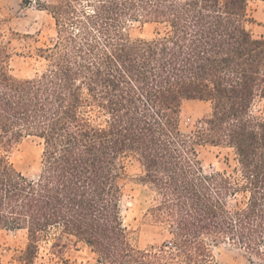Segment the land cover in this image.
Here are the masks:
<instances>
[{
  "label": "trees",
  "instance_id": "obj_1",
  "mask_svg": "<svg viewBox=\"0 0 264 264\" xmlns=\"http://www.w3.org/2000/svg\"><path fill=\"white\" fill-rule=\"evenodd\" d=\"M38 1L57 37L39 48L46 65L33 77L10 72L17 33L0 15V231L28 236L13 264H35L53 233L84 242L102 264H155L122 215L132 160L184 251L208 255L210 236L260 253L264 117L252 108L264 99V41L248 28L250 0ZM134 21L157 24V35L133 38ZM195 99L213 111L186 134L182 103ZM27 136L43 145L35 175L10 160ZM201 144L233 148L236 174H205ZM238 194L246 201L230 209Z\"/></svg>",
  "mask_w": 264,
  "mask_h": 264
},
{
  "label": "rangeland",
  "instance_id": "obj_2",
  "mask_svg": "<svg viewBox=\"0 0 264 264\" xmlns=\"http://www.w3.org/2000/svg\"><path fill=\"white\" fill-rule=\"evenodd\" d=\"M0 15L5 19L7 29L17 33L11 43L10 72L20 78L40 73L46 63L39 56V48L55 41V19L48 11L40 9L38 0H0ZM248 15L251 33L264 41V0H250ZM158 27L149 21H134L130 22L129 31L133 38L149 39L157 35ZM252 110L254 115L264 117V99L258 98ZM212 111L210 101L185 100L181 108V130L186 134L192 133ZM197 150L205 174H236L238 161L233 148L201 144ZM42 151L41 140L27 136L14 144L9 155L18 169L25 174L35 175L40 172ZM144 175V168L138 160L128 163L121 207L130 239L148 255L147 261L150 259L155 264H264V246L260 253H255L233 239L203 237L210 250L208 255L197 248L188 253L184 251L169 224L156 216L158 194L154 187L143 181ZM244 201L245 194L230 195L228 207L234 209L237 203L243 205ZM27 243L25 230H1L0 264H13L14 257L25 249ZM35 264H102V260L99 254L74 236L53 233L49 239L41 242Z\"/></svg>",
  "mask_w": 264,
  "mask_h": 264
}]
</instances>
